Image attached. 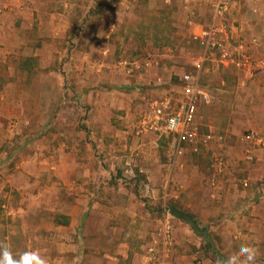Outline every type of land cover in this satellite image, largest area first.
Here are the masks:
<instances>
[{
  "label": "rangeland",
  "instance_id": "obj_1",
  "mask_svg": "<svg viewBox=\"0 0 264 264\" xmlns=\"http://www.w3.org/2000/svg\"><path fill=\"white\" fill-rule=\"evenodd\" d=\"M252 1L240 14L262 12L264 0ZM211 2L0 0V243L15 258L33 250L48 264L90 256L142 262L152 249L165 264H217L207 243L224 259L255 245L245 219L204 211L231 204L215 195L210 152L176 157L163 130L136 135L152 101L177 97L180 76L201 53L191 25L207 22ZM149 59L153 67H145ZM228 67L214 58L205 64L209 102L199 104V118L224 134L229 169L217 180L233 185L243 179L228 175L242 162L237 139L256 131L241 115L255 120L257 106L231 104ZM85 168L96 184H85ZM72 219L70 228L58 224Z\"/></svg>",
  "mask_w": 264,
  "mask_h": 264
},
{
  "label": "built area",
  "instance_id": "obj_2",
  "mask_svg": "<svg viewBox=\"0 0 264 264\" xmlns=\"http://www.w3.org/2000/svg\"><path fill=\"white\" fill-rule=\"evenodd\" d=\"M252 0H212L211 13L206 23L191 25V40L201 49L191 71L183 73L177 86V97L162 96L152 101L150 112L142 116L136 127V135L163 130L172 137L174 155L180 157L185 151L199 155L203 150L210 152L212 169L211 184L216 185L218 176L228 172L229 162L223 154L225 136L211 128H203L199 118V104L208 103L209 95L201 84L205 64L214 58L218 63L231 64L247 80L254 79L256 62L253 63L251 47H258V40L251 38L235 40L234 23L231 15L236 8H244ZM153 60L145 61V67H153ZM157 66V63H155ZM130 68L129 72H131ZM160 83V80H159ZM160 85V84H159ZM174 100L176 104H174ZM237 143L242 147L245 162L252 161L254 150L264 149V137L254 131L241 134ZM243 189H248L247 179L241 181ZM152 249L144 256L145 264H165L162 257H155Z\"/></svg>",
  "mask_w": 264,
  "mask_h": 264
},
{
  "label": "crops",
  "instance_id": "obj_3",
  "mask_svg": "<svg viewBox=\"0 0 264 264\" xmlns=\"http://www.w3.org/2000/svg\"><path fill=\"white\" fill-rule=\"evenodd\" d=\"M256 9H260L262 12L257 10L256 12H260V14L253 15L251 14L253 11L251 12L248 10L247 13L242 15L240 11L243 9L239 7L236 8L231 15V21L234 23L233 31L231 32H233L235 40H244L247 44L250 42L251 38H256L258 40V47L256 49L251 47L253 59L257 64L254 72V79L247 80L245 76L241 75L232 67H228L227 69H229L233 77H235L234 91L236 94L234 93V97L232 96L231 101L233 102L231 104H248L255 100L257 106L254 117L255 120L252 119L249 112H243L241 118L244 119V123L247 127L256 130L254 132L264 137V9L260 4H258ZM249 11L251 13H249ZM246 15L247 19L244 18ZM253 84L255 86V97H251V95L248 96ZM227 99L228 98H225L224 102H226ZM230 120V118L223 119L224 122H230ZM251 121H256L258 123H254L253 125ZM252 158L251 162H245L242 157L241 163L238 165H230V173H228V175H231V171H240V176L243 178L242 180L247 179L250 183V187L248 189L240 187L241 189L237 190V184L240 186L242 180L232 185L228 178L225 179L226 177H223L216 183L218 185V190L215 191V195L219 198H230L231 204L228 208H225L226 205L223 207H214L211 205L210 207L204 208V211L212 216L225 213V215L235 214V216L245 219L243 223H245L247 232H249L251 238L254 239L251 243L256 242L255 245H249L255 248L257 252L255 264H264V149L254 150ZM89 172L87 168H85V175H87V178L84 182L85 184L94 185L97 183V180H95L93 176L91 177ZM201 207L203 206H195L196 211L199 209L203 210ZM72 223L74 224V219L71 220L70 225L61 226H69L70 228L72 227ZM225 231H227V229ZM121 245L122 244H120V247ZM80 262L81 264H145L144 259L142 262H139L137 257L132 259V261H127L126 257L103 258L90 256L85 259H80Z\"/></svg>",
  "mask_w": 264,
  "mask_h": 264
},
{
  "label": "clouds",
  "instance_id": "obj_4",
  "mask_svg": "<svg viewBox=\"0 0 264 264\" xmlns=\"http://www.w3.org/2000/svg\"><path fill=\"white\" fill-rule=\"evenodd\" d=\"M256 249L241 245L239 250L223 260H218L217 264H255ZM0 264H48L46 258L42 257L38 251H25L15 258L7 244L0 243Z\"/></svg>",
  "mask_w": 264,
  "mask_h": 264
},
{
  "label": "water",
  "instance_id": "obj_5",
  "mask_svg": "<svg viewBox=\"0 0 264 264\" xmlns=\"http://www.w3.org/2000/svg\"><path fill=\"white\" fill-rule=\"evenodd\" d=\"M169 213L185 220L186 222H188L192 228L194 229L195 232L201 234L202 236H204L206 238L207 241H209V234L207 232V230H203L202 232L199 230V228L197 227V225L194 223V221L188 216L186 215L185 213L175 209L174 207H171L169 209Z\"/></svg>",
  "mask_w": 264,
  "mask_h": 264
},
{
  "label": "trees",
  "instance_id": "obj_6",
  "mask_svg": "<svg viewBox=\"0 0 264 264\" xmlns=\"http://www.w3.org/2000/svg\"><path fill=\"white\" fill-rule=\"evenodd\" d=\"M177 217V216H176ZM179 218V217H178ZM179 219H181V218H179ZM185 221V220H184ZM186 222V221H185ZM188 223V222H187ZM59 225H68L69 223H68V221L67 220H64L63 222H59L58 223ZM189 224V223H188ZM194 230V229H193ZM207 246H208V248H209V250H210V252H211V254L213 255V256H215L216 257V259L217 260H223L224 258H223V256L212 246V244H208L207 243Z\"/></svg>",
  "mask_w": 264,
  "mask_h": 264
}]
</instances>
